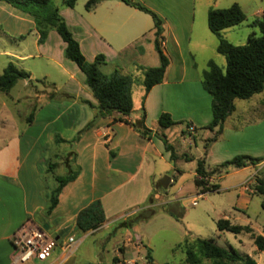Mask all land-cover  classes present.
<instances>
[{"label": "crops", "instance_id": "0c3cea01", "mask_svg": "<svg viewBox=\"0 0 264 264\" xmlns=\"http://www.w3.org/2000/svg\"><path fill=\"white\" fill-rule=\"evenodd\" d=\"M99 1L91 10L85 9V4L79 7L78 2L74 8H68L64 5V0L57 7L89 63H94L98 56H103L105 65L100 67L103 74L112 75L117 71L133 79V111L129 116L113 113L100 118L92 128L84 132L74 146L57 143L56 138L65 141L74 139L95 118L97 111L91 109L89 104L94 107L99 105L86 85L84 73L75 63L66 59V43L56 31H51L47 41L40 45L33 18L5 2H0V57L5 58L4 61L0 59V75L13 63L18 69L30 74L29 80H21L25 86H37L38 81H44L73 97L61 101H52L45 97L41 105L36 107L29 129L0 146V264H12L13 235L27 221L35 222L34 217L48 207V194L56 187L53 174L51 182L46 181L47 171L52 165L57 172L61 166L67 169L66 163L74 159L73 165L81 170L78 178L63 189L58 206L48 217L52 224L58 225V231H68L70 234L65 237L54 236L35 223L60 244L69 237H74L79 241V246H82L90 237L95 238V259L101 260L97 264H114L115 259L120 262L126 259L128 252H121L123 245L144 246L143 237L122 226L128 215L122 216L117 222L106 220L96 231H77L75 224L79 213L92 203L100 201L105 214L107 208H116L117 199L113 195L116 190L136 183L143 170L149 167L142 180L144 194L140 193L147 199L154 192V186L158 182L161 185L156 180L155 172L158 160L166 164L163 172L159 174L161 178L170 170L175 171L167 191L185 175L184 168L179 166L180 162L197 163L198 160L205 159L207 171L215 172L220 165L237 156L264 160V91L245 100L243 117L236 115L234 118V110L225 121L222 134L212 144L206 156L205 149L198 152L196 157H180L176 152L174 141L170 138L171 130L175 127L183 125L187 131V124H190L194 131L190 132L188 129V132L196 147L195 135L199 130L204 131V141L211 139L209 132L213 137L217 132L206 129L213 119L212 97L203 87L205 70L201 67L208 65L210 61L215 62V57L219 54V41H216L212 33H207L203 23L202 34L194 36L197 29L195 0H132L153 11L164 23L162 48L170 64L162 84L155 86L148 94L143 85L145 70L160 65L155 48L156 30L152 17L121 0ZM217 3L214 7H218ZM262 13L264 14L261 10L257 12L258 15ZM230 29L234 30L226 29L222 35ZM252 33L260 35V32ZM250 35L248 34V39ZM196 37L202 41H194ZM140 72L142 76L139 79L143 88L139 96L141 103L136 108L133 88L137 81L134 77ZM38 98L40 97L36 95V99ZM11 100L15 104V99ZM4 105L2 102V107ZM3 113L0 112V116ZM163 114L170 115L178 124L167 129L161 128L159 119ZM4 119V125L10 124L8 119ZM142 119L145 127L152 131L150 135L144 136L139 130L125 123L127 121L135 124ZM18 121L12 118V124ZM39 126L41 130H35ZM156 134L167 139L175 150L177 160L171 161L170 153ZM178 134L185 143L184 130L180 129ZM71 154L74 156H70ZM196 168L197 166L193 172L194 183ZM263 169L264 161L240 169L229 167L209 176V184L218 185L219 191L237 194V203L231 204V209L222 219L229 220L234 225L246 226L239 223L238 219L249 208L252 198L260 195L256 191V176ZM243 172L253 174L239 183L229 181L232 176ZM64 175L66 172L58 174ZM218 181L221 183L218 184ZM167 191L160 196H165ZM177 191L176 195H179L181 189ZM164 204L165 202L155 205ZM115 229H119L116 232L123 230L122 241L116 244L114 254L106 257L105 250L112 238L110 231ZM79 234L82 236L79 237ZM256 263L264 264V260ZM31 264L78 263L74 254L66 260L58 248L48 261Z\"/></svg>", "mask_w": 264, "mask_h": 264}, {"label": "trees", "instance_id": "16d2710c", "mask_svg": "<svg viewBox=\"0 0 264 264\" xmlns=\"http://www.w3.org/2000/svg\"><path fill=\"white\" fill-rule=\"evenodd\" d=\"M125 4L134 7L142 12L150 15L154 21L156 30L155 48L159 55L160 65L156 68L145 70L144 82L146 94H148L155 86L162 84L170 61L162 48V40L164 33L163 20L140 3L132 0H121ZM15 9L28 14L33 18L36 24V30L39 34L38 43L44 44L51 31H56L62 40L66 43L65 57L69 61L75 63L86 77V85L91 90L94 98L98 101V106L94 107L89 104L91 109L97 111L94 120L89 123L86 128L77 134L71 141H65L56 138L57 143H68L74 146L79 142L84 132L92 128L97 120L105 118L113 113H119L123 116H129L133 111L132 87L134 81L129 76H123L117 71L112 75H105L100 71V67L105 65V58L98 56L94 63H89L81 52L79 43L74 39L65 20L60 15L59 8L54 5L53 0H0ZM78 0H64V5L68 8H74ZM99 0H91L87 3L86 9L91 10L97 5ZM246 20V16L242 8L238 4L223 10L211 9L208 13V27L210 31L218 38V53L226 58V69H222L215 62L208 63V69L203 75V87L212 97V122L206 127L210 131H215L216 135L207 140L205 145V156L207 155L209 145L215 143L222 134L223 125L227 118L234 112L235 100H249L255 95L264 91V16L257 19L253 23V27L257 28L260 35L252 33L249 36L246 46H235L223 38V31L242 24ZM30 78V74L20 70L16 65L10 63L3 74L0 75V92L9 94L16 84L25 79ZM44 81H38L39 84ZM32 83V81H30ZM54 93L49 95V100L61 101L63 99H72L73 97L56 90L52 85ZM33 117V114H32ZM124 122V121H122ZM139 130L142 135H150L152 131L148 130L144 125V119L131 124ZM160 127L163 129L171 128L178 123L174 122L170 115L163 114L159 119ZM190 124H187V129ZM165 146L167 152L170 153L172 162L177 160L174 148L168 143L164 136L156 134ZM70 156H74L71 154ZM113 157V155H111ZM263 159H256L249 156H237L218 167L219 170H226L229 167L245 168L249 165L261 164ZM72 162L66 163V175L56 176V187L48 194V207L45 214L50 216L58 206L59 197L63 189L70 183L74 182L79 174L80 167L74 166ZM55 166V165H54ZM53 165L51 169H53ZM215 172H208L206 169L205 159L198 160L196 168L195 186L199 195L214 193L219 191L218 185H210L208 178ZM256 191L260 195H264V173L260 172L256 176ZM151 206L140 214L135 223L150 220L156 213V207L153 197L150 199ZM264 208V202L262 203ZM166 213L174 216L168 208L161 206ZM130 216L122 224L123 227L130 229L133 227ZM175 217V216H174ZM106 221L105 212L100 201L92 203L89 207L81 211L77 217L75 228L81 233L98 230ZM217 230L220 233H230L235 236L249 235L254 241L259 252H264V237L257 235L251 226H239L232 224L229 220L221 219L217 222ZM186 254V264H200L201 258L213 261H223L225 259L232 262H240L241 264H257L249 255H241L236 250L222 248L212 239L197 238L191 243L188 238L184 243L179 245ZM152 251L148 249V259L152 260ZM117 259L114 263H118Z\"/></svg>", "mask_w": 264, "mask_h": 264}, {"label": "rangeland", "instance_id": "374dc122", "mask_svg": "<svg viewBox=\"0 0 264 264\" xmlns=\"http://www.w3.org/2000/svg\"><path fill=\"white\" fill-rule=\"evenodd\" d=\"M62 2L63 0H53L54 5L56 6H60ZM87 3V0H79L77 4L79 7H83L85 4L86 9ZM195 3L197 29L194 31V36H200L202 34L201 23H203V27H205L207 33H212L210 32L207 23L208 11L211 9H227L235 3L241 6L246 16V20L242 24L233 27L234 30H228L223 38L235 46L242 47L248 44V34H252V32L259 34L258 29L253 27V23L258 18L261 19L264 16L263 13L261 15L257 14L259 10L264 12V0H195ZM216 3L218 7H214V4ZM214 37L218 42V38L215 35ZM194 41H202V39L196 37ZM1 50L2 49L0 48V51ZM0 59L2 61L5 60V58L1 57ZM214 61L219 67L223 69H225L227 66L226 58L222 55L218 54ZM201 68L202 70L206 71L208 69V65H202ZM141 76L142 73L140 72L137 77H134V79L137 81L133 88L136 108H138L141 103V98L139 100V96H141L143 88L139 79ZM52 93H54V89L46 82L38 84L37 86H25L23 81L19 82V84L15 86L9 94L0 92V112H4L3 116H0V146H4L10 139H13L14 137L18 136V134H22L26 129H29V125L32 124V114L34 113L36 107L41 105V101H44L45 97H49V95ZM36 95H38L40 98L36 99ZM42 97H44V99H42ZM12 98L15 99V104L12 103ZM16 101H18V104H16ZM2 102L5 103L4 107H2ZM245 106V100L235 101L236 113H234V118L236 115H240V117L245 115V112H243L246 108ZM13 117L19 120L15 124H12ZM4 118L8 119L10 124L4 125ZM180 129L184 130L185 132V143L182 141L183 139H181L180 134H178ZM35 130H41V127L39 126ZM190 135L191 134L188 132V129L186 131V128L183 125L182 127H175V129L171 130L170 138L174 141V146L177 149L176 152L180 154V157H196L199 155L198 152L205 149L207 141H204L203 139V130H199L198 134L195 135L197 138V147L195 146L194 139ZM208 135L211 139L213 138L212 133L209 132ZM211 146L212 145H209L208 150H210ZM155 165L157 166L155 169L157 174L156 180L161 182L165 177L172 179L174 178V170H170L169 173L163 175V178H161L159 174L163 172L166 164L158 160ZM150 166H152V164ZM179 166L184 168L185 175L182 176L179 182H176V184L172 185L165 196H160L166 191H164L159 182L154 186V192L151 193L147 199L145 195H142L144 194L142 192V189L144 188L142 184V180H144L143 175L147 173L146 171L149 167H146L143 170L142 175L138 177L136 183L128 185L125 188H120L113 194L117 199L116 208L106 209V220L110 222H117L122 216L125 217L128 215L126 218L133 216L132 219H130L133 227L128 230H132L133 234L135 233L138 236L143 237L144 242V246L137 244V248L130 244H127V246L123 245L121 252H128L125 257L126 259L114 264H186L185 251L183 247L178 248V246L183 244L187 238L191 243H193L197 238L208 240L212 239L218 246L222 248L227 250L232 248L241 255H249L255 261L264 260V252L258 251L254 241L251 240L249 235L235 236L227 232L220 233L217 230V222L222 219L224 214L229 212L231 209V204L237 203V194H228L227 192L221 190L219 192L199 195L195 187L193 176L194 168L197 166V163L194 161L180 162ZM212 167L213 165H211L210 168ZM65 172L66 169L65 167L62 168V166L57 172L54 168L48 169L46 181L49 183L51 182V174H53V178L55 179L58 174H63ZM262 172L264 173V169ZM251 174L253 173L243 172L239 175L232 176L230 178L231 180L229 181L233 183H239L245 180ZM217 183L219 184L221 182L218 181ZM179 188L181 189V192L179 195H176ZM141 192L142 194H140ZM151 197H153L155 203L165 202L163 206L168 208V210L175 217L172 216L173 218H171L170 214L166 213L160 208L162 205H157V213L150 220L135 223V219L151 206ZM175 198H179V200H176ZM252 199L253 200L249 205V208L244 212V214L239 216L238 221L242 225L251 226L257 235H263L264 237V208L262 206V203L264 202V196L255 195ZM194 203L197 205H194ZM48 217L49 216H47L44 211L41 214L35 216L34 220L38 225L54 236L61 235L62 237H65L70 234L68 231H58V225L52 224ZM116 230L119 229L110 231L112 238L110 239L105 250L106 257L114 254V251L117 249L116 244L122 241L121 234L123 230H120V232H116ZM104 235L102 237L107 236ZM81 236L82 235L79 234V237ZM94 240L95 238L90 237L84 245H80L76 250L74 255L78 264L101 263V260L98 261V259H95V246L93 245ZM62 243L60 244L59 249L63 252L65 259L68 260L70 257L68 258L66 253L61 249ZM131 247L133 250H131ZM148 249L152 251V260H149L147 257ZM71 257H73V255H71ZM200 264L241 263L232 262L227 259L220 262L201 258Z\"/></svg>", "mask_w": 264, "mask_h": 264}, {"label": "built area", "instance_id": "2783aa9c", "mask_svg": "<svg viewBox=\"0 0 264 264\" xmlns=\"http://www.w3.org/2000/svg\"><path fill=\"white\" fill-rule=\"evenodd\" d=\"M189 131L193 132L194 128L190 127ZM194 205L197 204L194 203ZM11 242L14 248L12 264L44 263L60 247L58 240L50 236L44 229L31 220L22 225L17 233L13 235ZM78 247L79 241L74 237H69L61 245V249L66 253L68 258L76 252Z\"/></svg>", "mask_w": 264, "mask_h": 264}, {"label": "water", "instance_id": "95a60500", "mask_svg": "<svg viewBox=\"0 0 264 264\" xmlns=\"http://www.w3.org/2000/svg\"><path fill=\"white\" fill-rule=\"evenodd\" d=\"M25 80H29V79L27 78V79H25ZM170 182H171V179L168 178V177H165V178L161 181V185H162L164 191H167V189L169 188Z\"/></svg>", "mask_w": 264, "mask_h": 264}]
</instances>
